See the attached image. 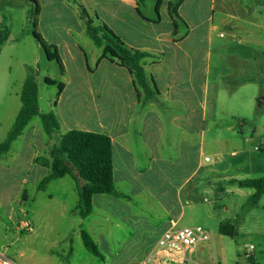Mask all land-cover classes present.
<instances>
[{"label": "rangeland", "instance_id": "rangeland-1", "mask_svg": "<svg viewBox=\"0 0 264 264\" xmlns=\"http://www.w3.org/2000/svg\"><path fill=\"white\" fill-rule=\"evenodd\" d=\"M67 1L65 4L64 0H40L41 13L35 17L29 0H0V30L7 28L10 32L9 41L0 53V143L7 139L21 109L20 94L28 67L37 75L42 113L53 111L59 100L58 87L46 85L45 79L58 85L67 82L58 63L48 61L33 36L34 30L49 44L73 41L78 55L65 61L74 82L86 81L87 68L98 67L103 49L94 45L84 29L79 33L77 26L82 23L78 8ZM78 1L93 17L97 7L94 0ZM133 1L138 2L142 15L153 16L156 0ZM245 4L259 12L251 11V19L228 20L236 29L223 25L217 7L214 33L209 36L194 33L188 41L201 48L194 51L176 44L169 48L170 60L179 58L185 64L195 61L207 66L203 162L214 165V170L209 173V179L207 175L196 179L190 194L187 193L190 187L182 193L188 203L182 208L178 226L202 227L210 236L208 241L198 244L192 259L186 256L188 261L183 263L182 253L159 250L156 242L160 233H145V221L155 226L165 214L157 198L149 197L147 203L140 196L128 199L103 195L112 200L106 204V211L97 210L83 219L76 212L78 193L74 179L66 176L54 180L45 191H39L38 186L46 177L38 173L39 169L30 170L25 176L22 172L10 175L0 172L1 253L16 264H140L144 259L150 264L154 261L169 264V260L174 264H264V193L256 202L255 189L242 188L222 178L225 172L238 182L264 177V0H247ZM164 18L159 27L143 33L154 38L159 34L173 41L172 36H167V15ZM178 27L177 37H181L186 29L182 24ZM99 75L112 74L102 68ZM158 111L164 124L161 155L170 157L168 163H176L183 152L182 133L169 125L174 115L171 109ZM34 126L39 128L45 142L48 141L36 118L2 157L0 165H10L24 142L32 139L30 132ZM27 148L29 158L36 148ZM233 152H237L236 156ZM205 157L211 161L206 163ZM146 165V162L138 164L140 169ZM45 170L51 173L50 169ZM160 176L159 184L166 187L169 170ZM129 189L118 186L117 193ZM223 222H229L234 228V236L220 234ZM83 231L92 238L103 260L86 249Z\"/></svg>", "mask_w": 264, "mask_h": 264}, {"label": "crops", "instance_id": "crops-1", "mask_svg": "<svg viewBox=\"0 0 264 264\" xmlns=\"http://www.w3.org/2000/svg\"><path fill=\"white\" fill-rule=\"evenodd\" d=\"M94 2L97 4L94 14L98 15L113 36L131 50L164 54L160 61L149 59L144 62L146 71L153 77L160 95L156 100L144 103L143 98H138L129 72L107 60L99 61L95 70H88L86 81L74 82L69 76L65 59L77 57L79 51L76 47V50L74 49L73 41L68 40L53 44L59 50L67 79L53 111L60 118L62 133L81 130L104 134L111 138L116 190L118 186H126L130 188L129 191L120 192L121 195L134 198L140 196L147 203L149 197L159 200L164 207V216L155 226L145 221L143 228L146 234L160 233L158 236L160 238L166 230L179 226V215L184 204L188 203L182 198V193L188 191L187 187H190L187 192L190 194L195 187L192 186L194 181L205 175L208 177L214 170V165L207 166L203 162L204 99L207 91L204 79L207 66L195 61L185 64V61L179 58L170 60L169 48L175 44L185 45L188 50L194 51L201 48L200 45L196 43L191 45L188 41L194 33L206 36L214 33L217 29L215 25L217 7L220 10L218 18L225 27L232 30L236 29V25L228 20L251 19V11L255 14L259 11L246 5L247 0H185L179 9V15L187 23L189 33L183 41L175 43L159 34L154 38L143 33V30L149 31L159 27L167 15L169 27L167 36L172 35L175 27L168 14V0H163L159 10V21L156 20V2L152 6L151 17L142 16L138 2L133 0ZM64 3L66 4V0ZM217 4L219 6H216ZM77 28L79 33L83 31L80 23ZM102 68L109 70L112 75L109 77L99 75ZM161 108L174 112L168 121L169 125L182 133L183 152L176 163H168L167 158L170 157L161 155L160 142L164 136V124L158 111ZM39 131L36 126L32 128L30 132L32 139L24 142L21 152L12 159L10 165H0L1 173L10 175L22 172L25 176L30 170L37 172L39 169L38 173H41V176H48L46 168L34 164L36 154L47 155L46 142ZM27 147L36 148L35 152H30L29 158L26 157ZM236 153L233 152V155L236 156ZM140 162H146V167L140 169L138 166ZM29 163H32L33 167H28ZM166 170L170 172V179L167 186L163 187L159 184V179L161 172L166 173ZM222 175L223 180L229 179V182L233 180L232 177H228L230 174L227 172ZM156 189L158 191H155ZM110 201L103 195H95L92 200L93 213L102 209L105 212L104 208ZM169 262L174 264L171 260ZM140 264L150 263L144 259ZM151 264L161 263L154 261Z\"/></svg>", "mask_w": 264, "mask_h": 264}, {"label": "trees", "instance_id": "trees-1", "mask_svg": "<svg viewBox=\"0 0 264 264\" xmlns=\"http://www.w3.org/2000/svg\"><path fill=\"white\" fill-rule=\"evenodd\" d=\"M184 1L168 0V14L175 27L171 36L175 43L183 41L189 33L187 23L179 15V9ZM29 2L34 6L35 17L39 16L41 13L40 0H29ZM67 2L77 6V15L85 33L96 47L103 49L100 61L107 60L113 65L126 69L133 79L138 98H143L144 103L156 100L160 93L153 77L147 73L144 62L149 59L160 61L164 58V54L131 50L120 39L109 32L97 14L91 17L78 0H68ZM162 4L163 0H156L155 12L157 21L160 20L159 10ZM69 7H71L70 4ZM180 24L185 27L186 32L181 37H177L180 34L178 30ZM33 25L36 28V20ZM33 36L42 47L48 61L57 62L61 68L62 75L65 76L66 71L58 48L46 42L36 30H34ZM9 38V30L7 28L1 29L0 53L1 48L9 41ZM88 70L91 71L89 67ZM27 71L28 74L20 94L21 109L7 139L0 143V160L10 152L12 145L22 137L34 119L38 118L42 130L48 138V141H46L47 155L36 156L34 164L51 171L40 182L39 191H45L54 180L71 176L77 184L78 205L76 212L83 219L88 218L93 213L92 200L95 195H115L129 199L126 195L118 194L116 190L111 138L104 134L81 130H70L62 133L59 116L54 111L48 113L40 111L37 75L31 67H28ZM45 83L48 86L58 87V97H60L65 88L64 83L58 85L49 78L45 79ZM54 139L56 140L54 141ZM231 183L238 184L242 188L255 189L254 199L256 202L261 199L264 193V177L244 182L232 180ZM219 232L223 236L232 237L235 231L229 222H223L220 225ZM82 239L86 249L103 260L101 252L85 231L82 232Z\"/></svg>", "mask_w": 264, "mask_h": 264}, {"label": "built area", "instance_id": "built-area-1", "mask_svg": "<svg viewBox=\"0 0 264 264\" xmlns=\"http://www.w3.org/2000/svg\"><path fill=\"white\" fill-rule=\"evenodd\" d=\"M222 36V35H221ZM210 162V158L205 159ZM210 238L207 231L202 227L170 228L166 230L158 239L157 246L159 250L173 251L184 255L183 263H186L189 256L192 259L196 247L201 242H206ZM0 264H16L10 260L4 253L0 252Z\"/></svg>", "mask_w": 264, "mask_h": 264}]
</instances>
